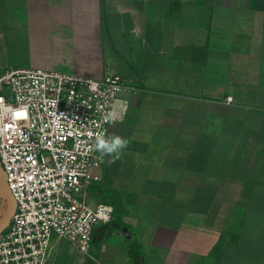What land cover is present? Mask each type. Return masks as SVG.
<instances>
[{
  "label": "crops",
  "instance_id": "crops-1",
  "mask_svg": "<svg viewBox=\"0 0 264 264\" xmlns=\"http://www.w3.org/2000/svg\"><path fill=\"white\" fill-rule=\"evenodd\" d=\"M8 67L132 88L83 196L111 219L45 264H264V0H0Z\"/></svg>",
  "mask_w": 264,
  "mask_h": 264
},
{
  "label": "built area",
  "instance_id": "built-area-1",
  "mask_svg": "<svg viewBox=\"0 0 264 264\" xmlns=\"http://www.w3.org/2000/svg\"><path fill=\"white\" fill-rule=\"evenodd\" d=\"M130 89L118 73L101 79L33 68L0 73V165L15 201L0 234V264H45L52 236L90 250L94 227L112 214L111 206L83 198L105 163L95 138L107 135L117 95Z\"/></svg>",
  "mask_w": 264,
  "mask_h": 264
},
{
  "label": "clouds",
  "instance_id": "clouds-1",
  "mask_svg": "<svg viewBox=\"0 0 264 264\" xmlns=\"http://www.w3.org/2000/svg\"><path fill=\"white\" fill-rule=\"evenodd\" d=\"M55 103V102H53ZM64 114L58 115V119ZM129 141L121 136L112 135L106 137L104 134H97L95 138V148L102 154H108L113 157L112 162L119 160L123 151L128 147Z\"/></svg>",
  "mask_w": 264,
  "mask_h": 264
},
{
  "label": "water",
  "instance_id": "water-1",
  "mask_svg": "<svg viewBox=\"0 0 264 264\" xmlns=\"http://www.w3.org/2000/svg\"><path fill=\"white\" fill-rule=\"evenodd\" d=\"M0 199L5 203L4 210L0 215V234L8 227L15 211V201L7 185L6 175L0 165Z\"/></svg>",
  "mask_w": 264,
  "mask_h": 264
},
{
  "label": "rangeland",
  "instance_id": "rangeland-1",
  "mask_svg": "<svg viewBox=\"0 0 264 264\" xmlns=\"http://www.w3.org/2000/svg\"><path fill=\"white\" fill-rule=\"evenodd\" d=\"M78 197H81V195H78Z\"/></svg>",
  "mask_w": 264,
  "mask_h": 264
}]
</instances>
